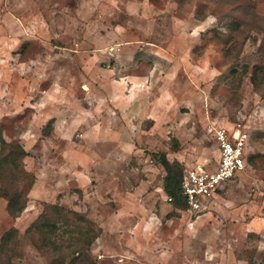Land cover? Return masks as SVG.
I'll use <instances>...</instances> for the list:
<instances>
[{
	"label": "rangeland",
	"instance_id": "374dc122",
	"mask_svg": "<svg viewBox=\"0 0 264 264\" xmlns=\"http://www.w3.org/2000/svg\"><path fill=\"white\" fill-rule=\"evenodd\" d=\"M150 70L136 108L153 87L165 106L127 121L123 80ZM211 127L248 133L247 166L195 214L168 200L156 153L193 166ZM0 133L28 153L25 210L0 197V243L18 229L0 264L78 255L53 204L102 221L95 264H264V0H0ZM46 215L61 249L26 232Z\"/></svg>",
	"mask_w": 264,
	"mask_h": 264
},
{
	"label": "trees",
	"instance_id": "16d2710c",
	"mask_svg": "<svg viewBox=\"0 0 264 264\" xmlns=\"http://www.w3.org/2000/svg\"><path fill=\"white\" fill-rule=\"evenodd\" d=\"M257 71V70H256ZM254 78H256L254 76ZM178 141L174 144V150L178 148ZM0 175L2 185L0 186V197L8 199L7 210L13 217H18L26 208L28 197L27 191L22 186L23 177L20 176V168L23 167V160L28 155L24 146L21 144H12L5 140L0 133ZM158 161L164 166L166 175L163 181V190L168 197H171V202L175 207H180L184 210L188 209V204L182 190V176L185 168L184 164L178 160L170 161L167 155L156 153ZM25 174L28 172L25 171ZM13 177V178H12ZM11 180H10V179ZM22 186V187H21ZM50 209L61 215L66 220L68 227L76 229L77 237H73V243L68 245L74 246L73 252L78 255L70 260L69 264H95L91 258V245L102 233V227L92 221L86 214L87 212L80 213L67 207L59 205H51ZM86 213V214H85ZM59 223L52 222L46 215L39 218L27 229V233L34 230L42 237V241L38 247L45 249L50 245L56 246V249H61V246L52 239L59 230ZM18 229L13 227L8 230L2 237L0 243V260L3 253L11 250V246L18 245ZM64 247V245L62 246ZM10 263V259L8 260ZM64 261H58V264H63Z\"/></svg>",
	"mask_w": 264,
	"mask_h": 264
},
{
	"label": "built area",
	"instance_id": "2783aa9c",
	"mask_svg": "<svg viewBox=\"0 0 264 264\" xmlns=\"http://www.w3.org/2000/svg\"><path fill=\"white\" fill-rule=\"evenodd\" d=\"M220 157L215 168L202 165L187 168L182 176V190L188 204L187 211L200 214L208 207L210 198L221 190L225 181L241 174L247 166L245 156L248 133L242 129L212 127ZM171 201L172 198L168 197Z\"/></svg>",
	"mask_w": 264,
	"mask_h": 264
},
{
	"label": "crops",
	"instance_id": "0c3cea01",
	"mask_svg": "<svg viewBox=\"0 0 264 264\" xmlns=\"http://www.w3.org/2000/svg\"><path fill=\"white\" fill-rule=\"evenodd\" d=\"M151 73H152V70L148 71L147 74L141 75V76H139V75H136V76L135 75H127L126 76L127 81L123 80L128 85V86L127 85L126 86L123 85V86H125L126 89H127V87H130V90H129V92L128 91L124 92L125 93L124 94V98H125L126 101H123L122 99H120V102L118 103V105H119L120 108H122L121 106L125 107L126 120L127 121L130 120L131 115L133 116V113L137 112V110H139L137 113H140L143 116H146V114H149V116H151V118H153L154 120L158 119V115L159 114H157V118L155 117L156 114H152V113H155V109L152 108V105L155 104V106H156L157 102H158V104H159L161 109L165 106V102H166V98L165 97H166V95L164 94V92L166 93L168 91V88L166 87V89L164 90V88H165L164 87L163 88L164 91H160V89L158 87L157 88L153 87L152 88L153 90L149 89V91L151 93V95H150L151 97H149V95L145 94L144 101L141 102V104H140V106H138V108H136L137 107V103H135L136 99L134 100V95H135V90L134 89L137 88L136 86L138 84H144V85H146V88H148L147 87V82H148V80H150V78L153 75V73L152 74ZM139 77L142 80H139L138 83H137V79H139ZM129 82L131 83L130 86L128 84ZM133 90H134V92H133ZM141 91L145 92L143 90H141ZM149 91H147V92H149ZM136 93H138V92L136 91ZM211 129H212V127H211ZM213 137H214L213 139L215 140V143H216L215 145L216 146H213L212 144H210V145H207L206 147H204V146L200 147L199 155L197 156V159L195 160V158H194V160H192L191 164H193V166H190V167H187V168H191V167H195V166H198V165H202V166H205V167H208V168L212 169V168H215L218 165V161H219V157H220L219 156L220 155V151H219L218 143L216 141L214 133H213ZM179 140L182 143L180 138H179ZM212 152H213V155H215V157H216L215 160H212L211 157H210ZM167 158L169 159L168 155H167ZM174 160H170V161H174ZM176 160L180 161L181 163H183V161H184V160L182 161V159H179V158H177ZM209 160H212V162L210 161V163L212 165L209 164V162H208ZM187 163L189 164V162H187ZM184 165H185V163H184ZM161 166L163 167V170H165V168H164V166L162 164H161ZM165 175H166V170H165V173L163 174L162 179H161L162 184H163ZM142 183H144V182L134 183L131 186V188L126 189L125 192H126L127 197L133 198V197H136L137 195L141 194L142 193V189H141ZM162 188H163V186H162ZM184 211H186V210H184ZM99 225L102 227V229H105V227L102 225V221L101 220H99Z\"/></svg>",
	"mask_w": 264,
	"mask_h": 264
}]
</instances>
